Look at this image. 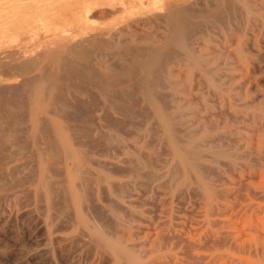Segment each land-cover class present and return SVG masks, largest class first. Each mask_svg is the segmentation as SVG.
I'll use <instances>...</instances> for the list:
<instances>
[{
    "label": "bare ground",
    "instance_id": "obj_1",
    "mask_svg": "<svg viewBox=\"0 0 264 264\" xmlns=\"http://www.w3.org/2000/svg\"><path fill=\"white\" fill-rule=\"evenodd\" d=\"M259 1L262 3L261 10H264V0ZM5 4L7 3L5 2ZM9 5L13 6L15 15L23 16V25L17 32L0 33V191L14 185L11 187L12 189L21 183V178L22 180L26 178V176L19 178L17 170L20 165L11 163L17 157L16 155L21 153V150L14 149L10 145H16L21 142V138L26 136L35 138L41 136L45 137L46 141L44 140V147L37 149V154L40 157L37 159V165L44 162L40 154H45L47 150H52L54 153L51 154H56L57 160L63 159L64 164L57 167L60 170L59 173L61 172L64 176L60 181L63 186L66 185V188L63 187V191L68 192L70 197L76 199L77 202L83 200L84 204L89 206L90 203L93 204L100 199L94 187L97 182H102L99 192L104 196L106 202L110 206L113 201L122 202L123 188L117 187V183L112 182L106 174H96L91 168L84 169L83 166L77 164L68 170H65L64 166L67 160L76 158V148L73 145L83 143V139L87 141L88 149L84 150L82 154L85 155L86 160L94 163L91 155L93 149L91 148L95 147L93 144L95 139H100V142L104 140L106 144L120 145L125 143L126 137H129L134 147L133 150L125 149V151L129 155L128 162L135 170L137 180L133 182H137L143 192H150L152 188L160 187L167 182H169L167 185L170 189L173 188L175 193L186 192L189 186L181 178V159L176 155L183 157L187 161L188 168L198 173L194 177L195 179L192 178L195 184L193 189L204 199L206 219H211L210 221L213 223L211 226H216L215 228L210 227L208 239L212 246L243 248L245 243L240 242L241 239H239L242 234L256 236L264 233L262 231L264 227L260 228L257 225L258 221L264 217V202H261L264 197V187L261 186V182L257 183L260 187H256L251 182L248 184L239 180L241 183L244 182L243 186L220 188L210 186L211 178L208 176L210 172L208 174L200 173V169L206 166H211L218 172L221 170L218 165L221 159H227V164L230 167H235V158L241 157L246 161V167L249 170L247 178L251 181L250 178L255 174L251 169L260 164L264 166V163L260 162V159L264 161V139L258 138L261 141L256 149H253L248 143L241 150L229 142L208 143L203 136H194L195 129L189 122V112L183 110L181 105L176 104L173 97V92L178 89L177 77L181 73L180 66L192 61L200 65L205 72L217 73V67L210 66L202 53H196L194 43L199 36L204 34L208 25L223 26L222 24L225 23V26L230 28L231 19L241 16L246 19L243 22L246 24L250 13L256 10L250 0H111L109 7H104L103 1L89 0L83 3L81 10H78L74 27L63 28L56 24L46 27L42 18L33 19L36 26L43 30L44 35L50 36L49 43L41 48H29L28 46L37 32L35 26L30 23L29 16L25 20V16L29 14V11H25V4L22 0H17ZM138 8H142L139 14L136 13L138 16H131L135 14L132 11ZM6 11V8H0V13ZM118 13L121 14L117 15ZM122 13L127 17L123 18ZM112 15L122 17L117 25L116 20L110 23H113L112 25L99 28L92 27L89 23L90 21L96 23V21H92L93 17L107 18ZM154 21L164 24L162 35L153 36L145 31H140L143 30L140 28V24L144 26ZM239 53L242 55L243 52L239 50ZM249 67L250 65H248ZM248 78L247 81L252 80V78H249L250 80ZM256 86L258 88V85ZM221 91L223 92V90ZM83 95L87 99H83ZM245 96L247 95L245 94ZM43 101L46 102L47 109L43 108ZM250 101L249 98H246L242 104L249 108L251 107ZM97 104L101 105L102 113L99 116H94L95 109L92 105L97 106ZM95 108L97 109V107ZM255 115L260 117L263 122L261 126H263L264 101L258 114H252V119ZM58 117L64 120L63 126L56 122ZM119 119L127 122L128 128H130L127 134L124 132L126 137L120 133V131L123 132L122 127L124 128L126 124L120 123ZM94 120L111 122L107 124L112 131H103ZM114 120L115 122H112ZM216 127L214 126L213 129ZM62 128L69 131L70 141L73 140L71 141L72 146L65 144L60 147L56 145L60 139L59 134ZM213 135L221 138L216 130ZM171 141H175L177 146L174 151L170 148ZM27 143L25 142L26 145ZM159 148L161 149L159 150ZM108 149L110 151V146ZM27 151L29 150L27 149ZM54 163L56 164V162ZM105 165L113 166L112 163L110 165L105 163L103 165L105 168ZM34 169H30V172H33ZM206 169V171H211V169ZM111 170L116 172L115 169ZM211 174L213 173L211 172ZM31 175L29 174V176ZM168 175L170 178L165 179L164 177ZM262 175L264 176V172ZM27 182L33 183L34 181ZM133 182L129 185L131 188L134 187ZM37 186H46L45 198L55 193L54 182L48 178L46 173L41 174ZM18 187L16 189L19 190ZM25 195L27 196V194ZM40 196L37 201L39 199L38 202H43ZM31 197L29 198L31 199ZM29 198L27 197L28 200ZM50 198L47 207L55 210L56 202L52 197ZM57 200L60 202V199ZM67 203L68 201L65 204ZM10 205L12 206V204ZM43 207L44 203L41 208L44 209ZM92 208L94 207L92 206ZM68 209L70 210V206ZM40 215L42 216L43 213ZM51 215L53 217L54 213L52 212ZM88 215L90 214L88 213ZM100 215L99 217L97 214L95 216L100 218L99 221H102ZM117 216L118 225H124L123 217ZM235 217H243V224L240 227H237L235 222H231ZM53 219L51 218L52 221L55 220ZM91 219L92 222L83 217L82 221L88 228L87 230L95 235L101 244L114 252L118 258L121 255L125 260H128L131 253L108 240L107 231L94 222V218ZM104 221L101 223L104 224ZM61 223L63 222L61 221ZM201 238L203 239V237ZM73 241L75 242L74 239ZM80 241L83 243L82 240ZM204 245L206 244L204 243ZM87 247L90 248V246ZM187 250L185 251L187 252ZM253 251L259 252L258 255L264 258V246L255 245ZM186 255L177 264H214L209 260L204 261V256L197 253L189 252ZM171 262L173 261L171 260Z\"/></svg>",
    "mask_w": 264,
    "mask_h": 264
},
{
    "label": "rangeland",
    "instance_id": "obj_2",
    "mask_svg": "<svg viewBox=\"0 0 264 264\" xmlns=\"http://www.w3.org/2000/svg\"><path fill=\"white\" fill-rule=\"evenodd\" d=\"M15 1L17 0H0V8L7 9L6 12L0 13V33L17 32L19 28H22L23 16L20 14L15 15L13 6L9 5ZM86 1L89 0H22L26 7L25 11H29V14L25 16V20L29 16L28 19L32 26H35L37 32L35 38L28 43L29 48H41L43 45L49 43L50 40V36L44 35L43 30L36 26L37 24H35L36 22L33 19L42 18L46 27L52 24L63 28L74 27L75 16ZM99 1H103L104 7H109L111 3V0ZM250 3L256 7V10L250 13V18L246 24H243L246 19L241 16L237 19H231L232 21L229 23L230 28L225 26V23L222 24L223 26L215 24L208 25L209 27L204 31V34L199 36L194 43L196 53H202L210 66L217 67V73L205 72L200 65L192 61L184 64L180 66L181 73L177 77L178 89L173 92L175 103L181 105L183 110L189 112V122L192 128L195 129L194 136H203L205 141L211 144L229 142L237 146L240 150L247 143L253 149H256L260 141L264 139V125L261 126L263 122H261L258 115H255L252 119V114H258L260 106L264 101V10L260 8L261 1L250 0ZM28 5L29 7H27ZM141 9L138 8L132 11L135 14L131 16L137 17L138 15L136 13L139 14ZM120 14L118 13L117 15ZM117 15H112L107 18L97 17L98 20L96 17H93V20H90L96 21V23L91 21L89 23L92 27L99 28L112 25L113 23H110L116 20L117 25L120 18H122L115 17ZM123 15V18L127 17L124 13H122ZM142 25H139L140 28H143L140 31H145L147 34L153 36L159 34L160 36L164 33V24L162 22L154 21L151 24ZM239 50L243 52L242 55H240ZM248 65H250L249 68ZM244 77L252 78V80L248 78L250 81H247V78ZM253 78L259 82L255 83ZM256 85H258V88ZM82 98L87 99L84 95ZM246 98L251 100V107L249 108L242 104ZM42 106L47 109L46 102L43 101ZM100 106L98 104L97 106L92 105L95 109L93 111L94 116H99L102 113ZM87 108L90 110L89 107ZM94 121L95 123L97 122L96 125L100 126L103 131H112L108 127V124L111 122L108 123L103 120ZM119 121L120 123L123 122L126 124L124 128L122 127L123 132L120 131L126 137L130 128H128L127 122L121 119ZM56 122L60 126L64 125L62 118L58 117ZM112 122H115V120ZM214 126H217L216 129H213ZM228 129L229 131L227 132ZM215 130L220 134L221 138L213 135ZM59 135L60 139L56 144L57 146L61 147L65 146V144L72 146L71 141L73 140L70 141L69 131L67 129L62 128ZM258 138H261V140ZM229 139L232 140L230 141ZM44 140L46 141V138L41 136H37L36 138L26 136L21 138V142L16 145H10L14 149L21 150V153L16 155L17 157L11 162L20 165L17 170L18 172L16 171L18 177L26 176L24 178L25 180L34 182L29 183L21 178V183L13 187L16 189L20 186L21 188L18 187L19 190L11 189L14 186L12 185L9 186L10 188L0 191V264H177L189 252L197 253L202 257L204 256V261L209 260L214 264H264V258L258 255L259 252L255 253L253 251L255 245L259 247L264 246V233L256 236L242 234L239 239H241L240 242L245 243L243 248L228 246L219 248L211 245L208 239L211 231L210 227L215 228L216 226H211L213 224L210 221L211 219H206L204 199L193 189L195 187L194 177L198 173L188 168L187 161L183 157L176 155L181 159V178L189 186L186 192L181 194L175 193L173 188L170 189L167 185L169 184L167 182V184L154 187L152 191L145 193L137 182H133L137 180L135 170L133 166L131 167V163L128 162L129 155L125 151V149L133 150L134 147L129 137H126L124 139L125 143H121L120 145L115 143L106 144L104 140L100 142V139H95V143L93 144L96 148H91L93 149L91 155L94 163H90L85 159V155L82 154L84 150L88 149L87 141L83 139V143L73 145L76 148V158L66 161L64 166L65 170L74 168L76 164L83 166L84 169L91 168L96 174H106L112 182L117 183V187L121 186L124 190L122 202L118 203L113 201L110 206L104 199V196L99 192L103 183L97 182L94 190L98 192L100 199L95 202L96 205L93 203L95 206L92 203L86 206L83 200L77 202L76 199L68 195V192L63 191V187L66 188V185L64 184L63 186L60 181L64 176L61 172L59 173L60 170L57 167L58 165L64 164L63 159L60 158L63 162L57 160L58 156L51 154L54 153L52 150H47L45 154H40L44 162L37 165V159L40 158L39 154H37V149L45 146ZM25 142H28L27 145ZM103 143L104 146H102ZM109 146L110 151L108 149ZM170 148L173 151L176 150L177 146L175 141L170 142ZM30 155L31 157H29ZM34 160L35 162H33ZM123 160H127L126 163ZM227 161V159L220 160L218 165L221 170L218 172L211 166L200 169L201 174H208L210 172V175L208 174L211 178L210 186L228 188L231 186H240L244 182L248 184L251 182L257 187L259 186L257 183L261 182V186L264 187V176L262 175L264 166L260 164L252 168L251 170L255 174L250 178L251 181H249V178H247L249 170L246 167L244 158H235V167H230ZM104 162L109 165L112 163V168L106 165L105 168L103 166L105 164ZM260 162L264 163L262 159H260ZM31 166L34 167L32 168ZM206 168L211 169V171H206ZM30 169H34L33 172H30ZM111 169H115L116 172H113ZM124 169L126 172H123L125 171ZM28 173L32 175L29 176ZM42 173H46L48 178L54 182L55 193L48 198L44 196L46 186H37ZM215 173L217 174L216 176ZM164 178L169 179L170 177L168 175ZM239 180H243L244 182L242 181L241 183ZM132 182L134 183L133 188L129 186ZM25 185L26 187H24ZM195 192L200 196L199 198L196 197L198 195ZM22 196L23 198H20ZM39 196L43 200V202L40 201L41 204L38 202L39 199L37 201ZM27 197H31V199L29 198L28 200ZM50 197L56 202V211L50 207L48 209L47 207V203L51 199ZM57 199H60V202ZM66 200L68 201L67 204H65L67 202ZM261 202H264V197ZM43 203L44 209L41 208ZM182 203L185 205L182 206ZM40 205L41 207L39 208ZM69 206L71 212L68 209ZM83 206H85L84 209ZM92 211L95 213H91ZM41 212L43 213L42 216L40 215L42 214ZM52 212L55 215L53 217L51 215ZM96 214L98 217L101 214V219L105 220L104 224H102L103 220L99 221L100 218H96ZM117 215L123 217L125 220L124 225H118ZM83 217L85 219L87 218L90 222L93 221L91 218H94V220L96 218L94 222L98 223L107 231L108 240L118 244L120 248L128 250L132 254L129 257L130 260H125L120 253L118 258L114 252L101 244L95 235L87 230L88 228L82 221ZM51 218H54L55 220H53L55 222ZM60 219L63 223L59 221ZM231 222H235L237 224L236 226L240 227L243 224V217H235ZM58 223L60 224L57 225ZM257 225L260 228L264 227V217L258 221ZM84 235L87 236L84 237ZM79 242L81 243L80 245L78 244ZM84 243L85 245H83ZM87 246H90V248ZM188 246L190 248L187 249L190 251L185 248ZM202 246L206 247L203 248Z\"/></svg>",
    "mask_w": 264,
    "mask_h": 264
}]
</instances>
